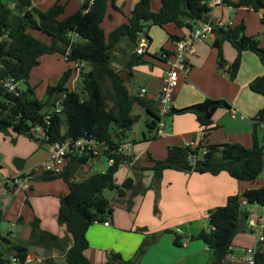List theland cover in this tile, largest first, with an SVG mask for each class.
<instances>
[{"label":"trees","instance_id":"1","mask_svg":"<svg viewBox=\"0 0 264 264\" xmlns=\"http://www.w3.org/2000/svg\"><path fill=\"white\" fill-rule=\"evenodd\" d=\"M81 1L79 10L59 19L64 13V3L56 2L43 11L33 6L32 0H0V80L13 78L17 82L25 81L28 84L27 89H19L17 94L7 91L0 83V131L8 133L12 130L35 139L30 128L41 124L45 126L47 133L46 139H35L41 145L82 136H92L99 140L110 139L113 144L118 135L117 130L124 129L123 132L127 135L135 124L137 117L132 114V108L137 103L146 108L150 115L144 140L157 138V124L160 119L158 110L154 103L130 93L120 72L111 66L116 56L115 50L123 38L137 47L139 35L146 33L152 25L165 27L167 23L173 22L191 30L209 21L211 15L208 0H161L158 11L152 10L151 0H137L129 21L113 29L108 37L102 22L109 2L114 0ZM224 1L235 7L246 6L262 12L261 20L264 23V0ZM34 31L46 34L49 40L36 36ZM215 35L213 45L218 48V68L225 69L231 79L237 76L245 50L254 52L264 65V46L257 36L246 33L244 22L228 26L216 25ZM170 36L174 40L181 38L177 35ZM226 40L232 43L238 53L232 63L224 57L222 45ZM57 52L63 54L68 62L89 66V69L84 66L79 70L83 92L69 87L68 83L75 69L68 67L56 84L47 87L46 97L39 99L35 88L29 84L32 70L40 64L41 56ZM143 61V57L136 53L125 66L131 68ZM107 78L111 85L108 93L104 86ZM250 88L264 95V73L250 83ZM58 99H61L60 111H44L46 107L55 106ZM107 100L112 102L111 106ZM222 107L230 108L229 102L226 99H214L206 105L196 103L181 109L173 107L171 115L193 112L208 134L213 129L215 112ZM64 125H68L69 129L62 134ZM263 154L264 145L255 132L250 147L237 142L200 143L196 147L173 145L163 159H155L148 154L146 160L152 162L150 166H142L139 162L133 164L139 171L153 170L157 185L164 170L169 168L212 174L227 171L238 180L255 182L263 172ZM89 161L90 158H75L67 163L61 174L45 173L42 176L46 179L63 178L68 183L69 192L61 196L58 222L66 225L71 234L72 244L69 248L58 235L40 229L39 219L35 218L32 221L31 240L26 245L15 243L9 235L0 234L3 241L14 250V256L23 261L29 254L31 244L42 245L50 250L56 246L63 248V257H46L43 264H93L85 255L89 246L87 231L95 222L105 221L114 211V206L104 195V190L111 189L119 196H124L127 190L135 195L145 193L147 188L131 177L121 184L115 181V173L122 164L119 156L107 171L74 180L73 173ZM243 197L247 198L248 206L241 203ZM252 204H264V185L230 195L226 204L209 210L211 228L191 236L203 240L212 249L214 260L211 264H227V256L232 252L235 236L239 232H253L248 225ZM154 211L158 212L157 203ZM1 220L0 208V222ZM161 233H173L175 244H183L184 236L176 230L167 228ZM149 244V241L144 240L131 258L112 252L104 264H140V258ZM4 260L7 259L0 250V261ZM254 264H264L263 246L255 252Z\"/></svg>","mask_w":264,"mask_h":264},{"label":"crops","instance_id":"2","mask_svg":"<svg viewBox=\"0 0 264 264\" xmlns=\"http://www.w3.org/2000/svg\"><path fill=\"white\" fill-rule=\"evenodd\" d=\"M56 2L65 4L64 13L59 19L76 12L82 6L81 0H32L33 6L43 11ZM136 2L137 0L109 2L107 14L102 22L107 37L117 26L129 21ZM161 4V0H151L154 11H158ZM253 10L246 6L235 7L226 2L216 6L210 14L215 20L232 21V25L239 24L241 19L247 21L248 25L251 14L245 12ZM257 14L262 17V12ZM155 27L159 29L156 30ZM189 31V28L180 27L173 22L167 23L165 27L152 25L146 33L144 32L148 41L145 52L141 54L144 61L131 68L125 64L136 54L137 47L126 38L119 42L111 66L120 72L126 83L137 84V93H132L128 88L132 95L154 103L159 110L158 100L165 70L169 67L168 59L173 57L176 49L177 40L172 39L170 34L183 37ZM35 35L38 36L36 33ZM215 36L196 44V53L188 59L190 70L186 76H180L173 91V107L181 109L196 103L206 105L214 99H226L230 108L238 109L246 117H232L230 108H218L214 114L213 129L207 134L193 112L173 113L164 133L157 138L144 140L143 132V137L138 141L137 138L129 139L127 133V138L134 142L133 151L139 155L135 163L150 166L152 162L146 160L148 154L155 159H163L167 156L170 146L202 143L203 139L206 143L237 142L250 147L256 132L261 142L262 133L255 117L264 110V95L253 91L250 83L264 73V65L254 52L245 50L237 76L231 79L225 69L218 68V48L213 45ZM222 49L225 59L232 63L238 54L236 48L226 40ZM63 57L67 65L62 72L68 67L76 69V62H68L64 55ZM62 74L58 76L57 81ZM143 88L146 89L145 93H142ZM48 156V145H41L37 140L12 130L8 133L0 131V180L5 181L20 175L23 170L35 168L34 174L27 181H21L16 186L1 184L2 218H12L13 225L19 227L17 235L11 233V237L16 238L12 239L15 243L26 245L31 240L32 221L38 218L40 229L58 235L69 248L72 244L71 234L66 225L58 222L61 196L69 192V186L63 178L48 181L41 178L45 172L41 170L40 165ZM134 164H120L115 173V181L121 184L131 177L136 182H142L147 190L135 195L131 190H127L124 196H119L114 191L109 198L114 211L105 220L110 224L105 225L104 221L95 222L87 231L89 246L85 255L93 264L106 263L112 252L131 258L144 240L150 244L140 258V264H211L214 260L212 249L203 240L191 236L211 228L209 210L226 204L230 195L264 185V179L259 178L255 182L238 180L227 171L212 174L171 168L164 170L157 185L154 182L153 170L139 171L134 168ZM84 174L85 170L79 166L73 173V178L80 180ZM156 203L157 213L154 211ZM261 214L262 212L252 211L250 217L258 219ZM167 228H172L184 236L182 245L175 244L173 233H161ZM0 234L7 236L1 231ZM256 243L257 235L254 232H239L233 240L227 264H247L246 249ZM0 250L6 259L14 256L12 247L1 237ZM52 253V256L62 258L65 252L62 247L55 246ZM44 260L45 257L42 262L33 259L21 264H43Z\"/></svg>","mask_w":264,"mask_h":264},{"label":"built area","instance_id":"3","mask_svg":"<svg viewBox=\"0 0 264 264\" xmlns=\"http://www.w3.org/2000/svg\"><path fill=\"white\" fill-rule=\"evenodd\" d=\"M208 7L210 8L209 13L218 5L225 4L224 0H208ZM211 15V14H210ZM263 17V13L261 14ZM228 26L232 25V21H221L215 20L212 16L209 21L204 22L189 31V33L176 41V49L174 51L173 57L168 59L169 67L165 70L163 77V84L161 89V94L159 96V116L160 119L157 124V134L161 135L164 133L165 127L170 121V116L173 108V91L178 85L180 76H186L190 70V65L188 62L189 56L196 53V44L202 40L211 38L215 35V26ZM73 38L76 37L73 35ZM146 35L141 33L138 38V45L136 48V53L141 55L145 52L147 46ZM164 56H167L164 54ZM79 68V64L77 66ZM1 85L9 92L17 93L19 92V82L15 81L13 78H6L0 80ZM146 89H142V93H145ZM61 109V99H58L55 105V110L60 111ZM230 114L232 117L245 118L246 115L243 112H239L236 108H230ZM48 118V117H47ZM46 118V119H47ZM256 122L258 123L259 129L262 133L261 143L264 145V110L259 112L256 117ZM124 129L117 130V136L115 138V143L112 144L110 139L99 140L92 136H82L79 138H67L61 142H54L47 144L49 146V156L41 163L40 168L45 173L49 174H61L64 167L68 162L75 158H90V159H100L107 158L109 163L112 165L116 163L117 156L120 157L121 163H135L139 159V155L135 154L133 151L134 142L127 138L124 134ZM30 133L35 137V139H46L47 133L44 125L37 124L30 128ZM203 143V142H202ZM200 143L192 142L193 147L198 146ZM206 150V149H205ZM264 158V154H263ZM35 172V168H30L23 170V172L13 178H8L5 181L0 180L1 184L16 186L21 181H27ZM26 186H28L26 184ZM241 203L248 206V200L243 197ZM252 206V205H251ZM262 209V214L258 219H253L249 217L248 225L249 228L257 235V243L246 249L245 262L247 264H254V255L257 249L264 245V204L259 205ZM105 225H109V221H104ZM37 260L42 262L44 257L36 254H28L26 258L22 261L17 256H12V258L0 261V264H21L25 261Z\"/></svg>","mask_w":264,"mask_h":264},{"label":"rangeland","instance_id":"4","mask_svg":"<svg viewBox=\"0 0 264 264\" xmlns=\"http://www.w3.org/2000/svg\"><path fill=\"white\" fill-rule=\"evenodd\" d=\"M160 1V0H159ZM154 7L152 8V10ZM155 10V9H154ZM153 10V11H154ZM245 13H250L249 21L247 25V21H242V19L239 21V23L244 22L246 25V33L250 35H255L260 40V43L262 46H264V33H262L261 30L264 31V23L262 22L260 16L257 14V11H249ZM233 14V13H232ZM105 29V27L103 26ZM155 29H159L158 27H155ZM39 37H41L43 40L48 41L49 38L46 34H43L42 32L34 31ZM67 63L63 57V54L61 53H54V54H45L43 56V59L41 60V64L34 68L33 75L29 79V84L35 88V94L37 98L44 99L46 97V90L49 85H54L57 83L58 76H60L61 73H63V69H65ZM86 67L89 69L88 65H84L83 63L79 64V68L76 67L74 74L72 75L68 85L71 89H77L80 92H83V84L80 78L79 70L81 67ZM126 83V82H125ZM128 88L132 93H137L138 86L137 84H134L132 82L126 83ZM28 84L25 81L19 82V89L25 90L27 89ZM105 91L108 93L111 90L110 80L107 78L104 82ZM85 95V94H84ZM1 98V97H0ZM109 106L112 105V102L110 100H107ZM55 109V106L46 107L44 109L45 112H52ZM132 114L137 117V120L135 124L133 125L132 129L128 131V138H137L138 141L141 140L143 137V132L148 130L147 127V121L150 119V115L147 112L146 108H144L140 104H134L132 108ZM203 143L206 144L205 139H203ZM110 163L107 158L103 157L100 159H90L89 163L83 164L81 167L85 170V174L83 175V179L91 176L94 173L98 172H105L109 168ZM41 170L39 171V173ZM45 181H48L49 179L43 178ZM57 180L60 178H56ZM260 179H264V172L261 173ZM47 190V189H43ZM49 190V189H48ZM30 192V190H29ZM114 193V190L111 189H105L104 195L108 198H111ZM252 211H259L262 212L261 207L259 204H254L251 207ZM26 214V213H25ZM0 231L5 235H10L14 232L16 235L19 233V227L13 225V219L12 218H2L0 222ZM247 233H250L249 231H246ZM11 239H16L15 237H11ZM9 256V254H6Z\"/></svg>","mask_w":264,"mask_h":264},{"label":"water","instance_id":"5","mask_svg":"<svg viewBox=\"0 0 264 264\" xmlns=\"http://www.w3.org/2000/svg\"><path fill=\"white\" fill-rule=\"evenodd\" d=\"M68 129H69V126L68 125L62 126L61 133L62 134H65L68 131ZM29 253H31V254H39L41 256H44L45 258L46 257H50L53 254L52 253V250L46 249V248H44L42 246H38V245H34V244H32V245L29 246ZM64 263H66V262L64 261Z\"/></svg>","mask_w":264,"mask_h":264}]
</instances>
